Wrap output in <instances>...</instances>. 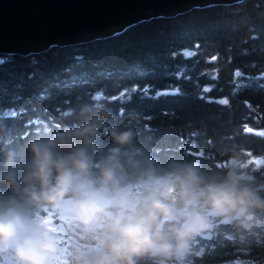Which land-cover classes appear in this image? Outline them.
Wrapping results in <instances>:
<instances>
[{"label": "clouds", "instance_id": "9594fccd", "mask_svg": "<svg viewBox=\"0 0 264 264\" xmlns=\"http://www.w3.org/2000/svg\"><path fill=\"white\" fill-rule=\"evenodd\" d=\"M103 96L20 140L0 122V264H196L264 233V156L162 161L143 113Z\"/></svg>", "mask_w": 264, "mask_h": 264}, {"label": "trees", "instance_id": "16d2710c", "mask_svg": "<svg viewBox=\"0 0 264 264\" xmlns=\"http://www.w3.org/2000/svg\"><path fill=\"white\" fill-rule=\"evenodd\" d=\"M262 84L264 0L195 4L104 36L27 53L0 51V122L20 140L44 121H70L81 97L102 90L113 108L143 113L142 138L162 161L201 155L215 164L233 145L264 156ZM176 88L180 94H164ZM222 98L229 104L215 102ZM203 247L196 264H264V233L242 251L231 244Z\"/></svg>", "mask_w": 264, "mask_h": 264}, {"label": "water", "instance_id": "95a60500", "mask_svg": "<svg viewBox=\"0 0 264 264\" xmlns=\"http://www.w3.org/2000/svg\"><path fill=\"white\" fill-rule=\"evenodd\" d=\"M226 1L234 0H0V51H39L108 35L144 17Z\"/></svg>", "mask_w": 264, "mask_h": 264}, {"label": "snow or ice", "instance_id": "6c2138e0", "mask_svg": "<svg viewBox=\"0 0 264 264\" xmlns=\"http://www.w3.org/2000/svg\"><path fill=\"white\" fill-rule=\"evenodd\" d=\"M185 55L188 56V55H191V53L190 52H186ZM235 75L236 76H241L242 74H241L240 71H236ZM260 86L261 87H264V84H262ZM132 90L135 91L136 89L133 88ZM147 90H148V88L146 86L145 89H143V91L146 92ZM210 90L211 89H208V88L204 89V91H210ZM164 94H176V95H178V94H180V90H179V88H176V90L174 92H172V93H164ZM41 95H42V98H45L46 97V94H41ZM215 102H217V103H219L221 105H228L229 104V100L227 98H222V99H219L218 101H215ZM248 131H251V129H248ZM258 134L260 136H264V131H262V132H260ZM193 147H195V145H193Z\"/></svg>", "mask_w": 264, "mask_h": 264}]
</instances>
